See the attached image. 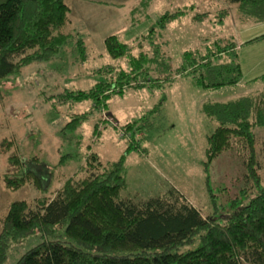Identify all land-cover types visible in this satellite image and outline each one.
<instances>
[{"label":"rangeland","instance_id":"rangeland-1","mask_svg":"<svg viewBox=\"0 0 264 264\" xmlns=\"http://www.w3.org/2000/svg\"><path fill=\"white\" fill-rule=\"evenodd\" d=\"M64 3L69 12L62 31L69 34L68 41L53 59L32 62L2 84L0 220L9 203L24 200L33 207L38 194L30 184L15 190L3 186L11 153L20 161L35 156L55 166L48 197L66 177L85 176L93 155L101 165L121 160V198L138 203L173 188L202 217L210 215L203 163L207 136L216 122L202 106L264 91V80L252 81L264 73V7L260 13H243L225 0ZM165 12L176 16L160 26L158 20ZM108 35H115L131 55L142 51L151 59L144 64L150 70L143 85L124 84L117 92V73L127 71L129 64L124 56L109 55L103 43ZM228 40L237 44L241 78L236 85L202 89L188 77L174 74L182 51L204 52L206 46ZM154 78L159 80L154 83ZM96 84L109 85L110 92L97 99L86 96ZM65 90L71 93L59 95ZM71 119H77L76 127L62 129ZM255 151L264 185V129L255 131ZM242 174L241 157L232 152H221L210 161L208 175L219 203L225 205L237 195L245 184ZM39 240L33 234L11 243L3 264H12Z\"/></svg>","mask_w":264,"mask_h":264},{"label":"trees","instance_id":"trees-1","mask_svg":"<svg viewBox=\"0 0 264 264\" xmlns=\"http://www.w3.org/2000/svg\"><path fill=\"white\" fill-rule=\"evenodd\" d=\"M225 1L237 4L243 13H260L264 7V0ZM68 12L64 0H0V97L8 76L32 62L53 59L68 41L69 34L62 31ZM174 16L163 13L160 26ZM103 43L111 57L124 56L129 64L127 71L117 73V92L124 84L143 85L150 70L144 64L151 59L142 51L131 55L115 35L106 36ZM174 74L188 77L197 88L234 86L241 78L236 44L228 40L206 46L204 52L186 49ZM255 80L263 81L264 73ZM104 92H110L109 85L96 84L86 96L97 99ZM65 93L71 92L59 95ZM202 111L216 122L207 136L203 163L210 215L202 217L173 188L138 203L121 198V160L101 165L93 155L85 176L66 177L48 197L55 166L35 156L20 161L11 153L3 186L15 190L30 184L38 194L33 207L24 200L8 204L0 220V264L11 243L33 234L40 240L12 264H264V185L255 151V131L264 129V91L204 103ZM76 123L71 119L62 129H73ZM221 152L241 157L245 183L225 205L218 202L208 175L210 161Z\"/></svg>","mask_w":264,"mask_h":264},{"label":"crops","instance_id":"crops-1","mask_svg":"<svg viewBox=\"0 0 264 264\" xmlns=\"http://www.w3.org/2000/svg\"><path fill=\"white\" fill-rule=\"evenodd\" d=\"M236 47H237V44H236Z\"/></svg>","mask_w":264,"mask_h":264}]
</instances>
